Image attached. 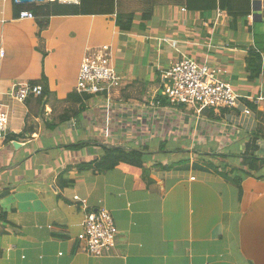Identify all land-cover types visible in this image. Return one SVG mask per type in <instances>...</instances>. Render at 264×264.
<instances>
[{"label":"crops","instance_id":"obj_1","mask_svg":"<svg viewBox=\"0 0 264 264\" xmlns=\"http://www.w3.org/2000/svg\"><path fill=\"white\" fill-rule=\"evenodd\" d=\"M222 3L251 14L233 26ZM17 4L0 0V264H264V0L54 2L41 34ZM105 46L122 86L87 99L76 93L83 59ZM184 57L221 68L258 112L172 106L160 77ZM42 83L45 98L10 96ZM104 147L142 152L146 167H86ZM102 208L118 234L94 257L85 220Z\"/></svg>","mask_w":264,"mask_h":264},{"label":"built area","instance_id":"obj_2","mask_svg":"<svg viewBox=\"0 0 264 264\" xmlns=\"http://www.w3.org/2000/svg\"><path fill=\"white\" fill-rule=\"evenodd\" d=\"M61 4H79L80 0H46ZM21 20H36L30 11H22ZM223 70L208 63L200 64L184 57L161 75V88L172 106H190L216 111L242 108L246 117L253 112L242 103L241 97L222 79ZM122 78L118 75L108 46L87 52L77 79L76 93L108 99L120 89ZM10 96L20 102L30 97H42L41 85L14 84ZM259 102V101H258ZM9 136V116L0 111V141ZM194 180V179H193ZM118 230L112 214L106 209L91 212L85 220L84 242L90 255L97 257L116 246Z\"/></svg>","mask_w":264,"mask_h":264},{"label":"trees","instance_id":"obj_3","mask_svg":"<svg viewBox=\"0 0 264 264\" xmlns=\"http://www.w3.org/2000/svg\"><path fill=\"white\" fill-rule=\"evenodd\" d=\"M54 2H47L46 4L41 5H29V6H23V4H17L16 8L19 9V13L22 11H30L36 16V21H38V33L41 34V32L48 26L49 18L51 16V4ZM58 3V2H56ZM191 5H189V8ZM221 8L224 10H227L229 15L234 19L232 24L233 26L236 24L238 18L248 17L251 14L250 9H235L230 4H221ZM194 9V7H193ZM207 9V8H206ZM120 23V22H119ZM131 24L132 22H127ZM124 30H129V26H124ZM247 66L251 71V80H258L263 73V59H262V53L261 52H254L252 51L249 55V58L247 60ZM31 86H36L37 84H30ZM43 85V86H42ZM43 87V96L41 98H45L48 90L47 83H42ZM86 98H91L90 96L86 95ZM250 107V108H249ZM249 109L255 113L258 112V108L255 105L249 104ZM104 156L101 158V160L94 162V164H90L86 167H93L95 171L97 172H108L109 170L115 168L121 163L129 164L135 167L139 168H145L146 167V161L144 159V154L139 151H129L125 150L123 148H110V147H104ZM249 167L252 169L255 167V165L260 161L259 159L252 157L248 160ZM239 171V172H238ZM232 173H239L242 174V177H246L250 175L249 173H245L241 170H233ZM236 183H240L241 179H236ZM0 221L5 222L6 221V214H0Z\"/></svg>","mask_w":264,"mask_h":264},{"label":"water","instance_id":"obj_4","mask_svg":"<svg viewBox=\"0 0 264 264\" xmlns=\"http://www.w3.org/2000/svg\"><path fill=\"white\" fill-rule=\"evenodd\" d=\"M20 4H31V3H44L46 0H17Z\"/></svg>","mask_w":264,"mask_h":264},{"label":"clouds","instance_id":"obj_5","mask_svg":"<svg viewBox=\"0 0 264 264\" xmlns=\"http://www.w3.org/2000/svg\"><path fill=\"white\" fill-rule=\"evenodd\" d=\"M46 2H50V1H46Z\"/></svg>","mask_w":264,"mask_h":264},{"label":"rangeland","instance_id":"obj_6","mask_svg":"<svg viewBox=\"0 0 264 264\" xmlns=\"http://www.w3.org/2000/svg\"><path fill=\"white\" fill-rule=\"evenodd\" d=\"M44 3H47V2H44ZM42 4V3H41Z\"/></svg>","mask_w":264,"mask_h":264},{"label":"bare ground","instance_id":"obj_7","mask_svg":"<svg viewBox=\"0 0 264 264\" xmlns=\"http://www.w3.org/2000/svg\"><path fill=\"white\" fill-rule=\"evenodd\" d=\"M53 1V0H52Z\"/></svg>","mask_w":264,"mask_h":264}]
</instances>
